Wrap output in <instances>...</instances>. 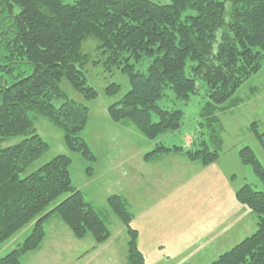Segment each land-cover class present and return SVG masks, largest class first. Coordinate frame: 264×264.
<instances>
[{
    "label": "trees",
    "instance_id": "1",
    "mask_svg": "<svg viewBox=\"0 0 264 264\" xmlns=\"http://www.w3.org/2000/svg\"><path fill=\"white\" fill-rule=\"evenodd\" d=\"M89 38L97 42L102 64L120 68L129 78L130 89L108 105V113L115 123H132L155 143L145 160L181 153L208 165L221 152L210 140L194 139L188 148L158 141L180 129L184 118L182 108L160 101L168 90L174 104L191 101L202 82L208 100L200 125L215 136L222 129L217 107L234 102L238 89L264 66V0H0V144L22 137L0 146V244L33 225L0 264H22L24 254L40 249L53 217L76 238L90 234L102 244L110 237L103 213L73 184L69 155L58 154L24 175L49 149L37 132L39 118L62 128L70 149L96 159L82 136L89 108L61 86L67 79L84 98L98 96L81 68L91 61L83 50ZM120 89L113 82L105 91L114 96ZM258 126L254 121L250 129L264 144ZM216 140L220 147L223 138L218 134ZM240 155L264 184V167L254 151L247 145ZM236 199L256 213L257 228L210 264H264V191L246 183ZM106 204L126 229V264H145L131 202L113 193Z\"/></svg>",
    "mask_w": 264,
    "mask_h": 264
},
{
    "label": "rangeland",
    "instance_id": "2",
    "mask_svg": "<svg viewBox=\"0 0 264 264\" xmlns=\"http://www.w3.org/2000/svg\"><path fill=\"white\" fill-rule=\"evenodd\" d=\"M154 1L171 2V0ZM83 50L91 54V61L81 68L86 74L88 83L97 89L98 96L94 99L84 98L67 79H63L61 86L70 97L84 103L89 108L90 116L82 131V136L89 144L96 159L90 161L80 151L70 149L63 129L49 119L39 118L35 119L37 132L49 144V149L28 166L24 175L36 170L58 154L69 155L72 159L70 171L73 184L84 191L87 199L103 213L111 229L110 237L113 235L112 242L119 236H121L119 241L124 242L126 236L128 239V235H125L126 229L108 209L106 198L113 193L128 198L127 191L132 188L133 184L140 187L143 181H157L156 172L170 174L171 170H184L183 209L180 203H176L174 194L172 200L175 202H168V198H165L163 202L158 201V205L165 209L164 216L160 219L157 217L153 232L146 230L148 234L149 232L154 233L155 240L169 241L167 249L159 245L155 249L158 252L153 256H160L156 259L158 264H183L185 262L210 264L226 251L217 249V243H214L218 233H223V236L225 233V238L230 239V241L226 240L228 245L225 243L227 251L252 234L257 228V215L248 205L237 201L236 192L246 183H251L255 189L264 191V184L255 173L253 166L243 163L240 155V150L248 145L264 167V144L258 134L250 129L251 124L257 121L259 131H264V66L238 89L234 102H227L223 107H217L216 116H219L222 129L218 127L215 136H212L213 131L210 132L206 125H200L205 118L201 115L202 109L208 100L202 82L199 83L198 93L192 95L191 101L185 103L179 101L174 104V98L168 90V94L160 101V104L182 108L184 118L180 129L160 135L158 141L167 146L180 145L188 148L194 139H207L210 140L212 148L221 150L220 157L211 164L203 165L200 161L192 163L186 160L184 154L171 153L164 156L162 160H160L161 157L154 162H149L150 165L144 162L139 150L146 153L154 148L155 143L145 137L132 123H129L131 124L129 131L121 129L119 124L112 121L107 111L109 104L120 99L130 89L127 74L118 67L108 68L102 64L104 58L95 40L87 39L83 44ZM113 82L119 83L121 89L116 95L110 96L105 90ZM230 103L233 106H230ZM131 130L134 133H131ZM218 134L223 138L220 147L215 143ZM21 139V136L15 135L7 138L0 146L13 144ZM142 173H146L145 180H143ZM139 176L142 179H137L140 178ZM175 177L176 175H172L170 187ZM162 182L163 178L159 181L160 185H164ZM55 220L58 219L53 217L47 222L48 225L46 224L49 237L56 230L55 222L57 221ZM60 224L75 242L71 253L65 256L66 264H118L119 261L120 264H126L127 251L124 244L115 256L100 246L98 263H95L94 253L76 259L75 255L91 249L92 240L94 242L93 236L88 234L83 239L76 238L67 226ZM32 226L28 224L12 238L0 244V257L23 241L31 232ZM122 229L125 234L122 233ZM175 232H179L176 238L178 240L183 238L185 242L181 240L180 244L171 242ZM147 238L145 236L140 245L145 253L150 254L152 240ZM189 241L191 243L188 244ZM48 244L45 242L44 251L24 254L23 264H63L60 259L57 260L55 254L53 256V253L47 250ZM203 246L205 248H202ZM148 256L151 261L150 255ZM89 259L91 261L86 263Z\"/></svg>",
    "mask_w": 264,
    "mask_h": 264
},
{
    "label": "crops",
    "instance_id": "3",
    "mask_svg": "<svg viewBox=\"0 0 264 264\" xmlns=\"http://www.w3.org/2000/svg\"><path fill=\"white\" fill-rule=\"evenodd\" d=\"M107 111H108V108H107ZM116 124H118V123H116ZM119 125H120L119 127H121V129H127V131H129L130 127H131V124L130 125L129 124H127V125L119 124ZM130 132L134 133L133 130H131ZM139 152H140V156H142V159L144 160V162L145 163L147 162L148 164L151 165V163H149V162H152V161H146L145 160V158H144L145 153H143V151H141V150H139ZM174 155H176V154H174ZM163 158L164 157H162L160 160H162ZM190 162L194 163L196 161H190ZM183 173H184V170H180V171L171 170L170 174H167V172L166 173L156 172L155 179L157 181H155V182L154 181H143L142 184L144 186L142 185L140 187H136L135 184H133L132 188L129 189V191H127L128 199L131 202L133 213H134V219L132 221V225L135 228H137L139 231L138 244H139V248L141 249V251L145 255V260H146L145 264H158L156 259L160 258V256H157V255L153 256V254L158 252L155 249L158 248V245L163 246L164 249L165 248L167 249L169 246V241H167L165 239L155 240L154 239V237H155L154 233L149 232V234H148L146 232V230L148 229L151 232H153L154 228H155V220L157 219V217L160 219V218H163V216H164L165 209L161 205L160 206L158 205V203H157L158 201L163 202L165 200V198H168V202H175L174 200H172L173 194H174L176 196V203H180L181 208L183 209L182 198L184 196V191H185V184H184L185 178L183 176L184 175ZM172 175H176V177L172 181V186L170 187L169 184H170L171 180L173 179ZM142 176L144 177L143 180H145L146 179L145 178L146 173H142ZM161 178H163L162 183H164V185H160V183H159ZM137 179H142V178L140 177ZM187 187H190V185H187ZM55 221H57V222H55L56 230L54 231V234L51 235L50 237L47 235L42 246H41V248L36 250V251H44L43 247H44L45 242H47V243H49L47 250L50 251V253H53V256L55 254L57 256V260L60 259L61 263L66 264V262L64 261L65 256L71 253L73 246H75V242H73L71 236H69L70 235L69 232H67V230H65V228H62V226L60 224L61 222H59L58 220H55ZM121 231L123 234H125L123 229ZM178 234H179V232L174 233V235L171 238V242H173V243L178 242L179 244L181 243V241L185 242V239H183V238L182 239L180 238L179 240L176 238L178 236ZM125 235H127V233ZM145 236H146V238L149 237L152 240L151 248H150V254L145 253L143 248L140 245V243L143 241ZM222 236H223V233L222 234L218 233V235L216 236V238L214 240V243H217V245H216L217 249L227 251V249H225V243L228 245L226 240L230 241V239L225 238V233H224V236L223 237ZM112 237H113V235L106 242H104L102 244H95V242H93V240H92L91 249H88V251H82L81 253H78L77 255H75L76 259H78V258L81 259V257H85V256H88L90 254L92 255V253H94L96 256V262L95 263H98L99 252L101 251L99 248L100 246H102L104 250L109 251L113 256H115L117 254L118 250H120V248H122L123 244H124L126 251H127V240H128L127 236L124 239V242L122 240L119 241L121 236H119L118 239L115 238L114 242H112ZM116 242L118 243V245ZM167 242H168V245H166ZM189 243H191V241H189L188 244ZM202 248H205V247L203 246ZM36 251H34V252H36ZM27 254H29V252ZM148 255H150L151 261H149ZM53 256H52V258H53ZM126 256H127V253H126ZM153 258H155V259H153ZM90 261H91V259H89L86 263H88ZM22 264H23V262H22ZM67 264H69V263H67ZM118 264H120V261L118 262Z\"/></svg>",
    "mask_w": 264,
    "mask_h": 264
}]
</instances>
